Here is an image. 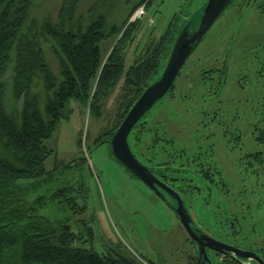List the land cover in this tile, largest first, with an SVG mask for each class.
Returning a JSON list of instances; mask_svg holds the SVG:
<instances>
[{
    "label": "rangeland",
    "instance_id": "1",
    "mask_svg": "<svg viewBox=\"0 0 264 264\" xmlns=\"http://www.w3.org/2000/svg\"><path fill=\"white\" fill-rule=\"evenodd\" d=\"M63 1L33 0L36 26L46 18L57 23ZM204 1L79 0L70 27L85 29L93 17L103 14L106 30L118 29L100 43L103 62L121 36L128 35L120 45L127 70L166 30L179 29ZM256 1L235 0L223 12L168 93L133 128L129 144L185 200L200 230L264 252V0ZM144 4L146 14L131 21ZM40 44L48 68L59 77L51 44ZM167 59L161 57L153 78ZM122 84L123 79L113 86L96 114L70 101L69 118L61 119L44 141L52 151L45 162L52 180L19 181L18 193L26 206L41 200L39 215L69 219L75 233L85 227L78 221L86 222L93 240L75 242L76 247L138 264H196V245L168 202L133 176L108 143L95 145L118 121ZM7 98L10 106L9 91ZM68 163L66 171L55 170ZM202 175L208 176L206 182ZM62 186L72 188L67 197L74 203L55 195ZM208 257L213 264H236L217 252L208 251Z\"/></svg>",
    "mask_w": 264,
    "mask_h": 264
},
{
    "label": "trees",
    "instance_id": "2",
    "mask_svg": "<svg viewBox=\"0 0 264 264\" xmlns=\"http://www.w3.org/2000/svg\"><path fill=\"white\" fill-rule=\"evenodd\" d=\"M78 3L79 0H64L57 23L46 18L36 26L35 19L31 18L33 0H0V264H138L120 255H101L92 249L74 246L78 241L92 242L93 232L86 222L78 221L79 226L85 227L81 226V231L76 228L75 233L69 219L50 220L39 215L37 206L41 200L26 206L18 193L19 181L42 184L52 180L54 175L45 169L52 151L44 141L61 119L69 118L70 101L99 113L113 86L123 79L118 121L111 130L102 132L95 145L109 144L132 104L155 79L156 64L162 56H169L185 24L176 30H166L144 56L124 70L120 45L128 35L121 36L103 62L100 43L118 29L114 26L106 30L103 14L93 17L85 29H72ZM43 40L51 44L59 77L44 60L40 44ZM71 163L58 164L55 170L66 171ZM158 177L164 178L161 174ZM202 177L206 182L208 176ZM71 189L62 186L55 195L68 204L74 203V199L67 197ZM249 250L264 256L262 251Z\"/></svg>",
    "mask_w": 264,
    "mask_h": 264
},
{
    "label": "water",
    "instance_id": "3",
    "mask_svg": "<svg viewBox=\"0 0 264 264\" xmlns=\"http://www.w3.org/2000/svg\"><path fill=\"white\" fill-rule=\"evenodd\" d=\"M233 1L206 0L185 21L171 47L163 71L146 86L109 142L113 156L161 200L168 202V205L172 207L184 232L196 245V264H213L208 257V251L217 252L245 264H264V256L253 250L219 240L200 230L184 199L156 175L155 167L147 166L134 154L128 139L136 124L168 93L194 49ZM228 61L229 55L226 65Z\"/></svg>",
    "mask_w": 264,
    "mask_h": 264
},
{
    "label": "built area",
    "instance_id": "4",
    "mask_svg": "<svg viewBox=\"0 0 264 264\" xmlns=\"http://www.w3.org/2000/svg\"><path fill=\"white\" fill-rule=\"evenodd\" d=\"M144 14H145V5H142L138 10L135 11V13H133L131 21L133 22L137 21V19H140Z\"/></svg>",
    "mask_w": 264,
    "mask_h": 264
},
{
    "label": "flooded vegetation",
    "instance_id": "5",
    "mask_svg": "<svg viewBox=\"0 0 264 264\" xmlns=\"http://www.w3.org/2000/svg\"><path fill=\"white\" fill-rule=\"evenodd\" d=\"M257 1H258V0H257ZM257 1H256V2H257ZM232 3H233V2H232ZM232 3H231V4H232ZM231 4H230V5H231ZM230 5H229V6H230ZM255 6H258V4L255 5ZM155 172H156V171H155ZM156 173H157V172H156ZM156 175H157V176L160 175V172L158 171V173H157ZM172 210H173V209H172ZM173 212H174V210H173ZM174 213H175V212H174ZM175 216H177V215L175 214Z\"/></svg>",
    "mask_w": 264,
    "mask_h": 264
}]
</instances>
